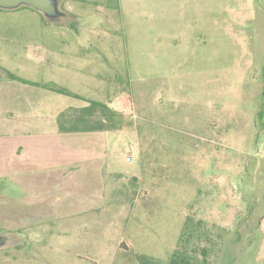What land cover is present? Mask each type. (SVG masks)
Wrapping results in <instances>:
<instances>
[{
  "label": "rangeland",
  "instance_id": "rangeland-1",
  "mask_svg": "<svg viewBox=\"0 0 264 264\" xmlns=\"http://www.w3.org/2000/svg\"><path fill=\"white\" fill-rule=\"evenodd\" d=\"M57 3L53 20L0 8V87H30L11 71L82 97L51 92L21 122L64 160L19 184L0 179V264L166 263L188 216L211 239L196 264H264V0ZM61 41L79 56L73 79L57 68ZM128 95L122 130L57 129L56 107L69 116ZM8 103L0 95L3 138Z\"/></svg>",
  "mask_w": 264,
  "mask_h": 264
},
{
  "label": "crops",
  "instance_id": "crops-1",
  "mask_svg": "<svg viewBox=\"0 0 264 264\" xmlns=\"http://www.w3.org/2000/svg\"><path fill=\"white\" fill-rule=\"evenodd\" d=\"M64 45H65V41H61L57 45V48L62 47V50L57 51V54H59L57 56V68L59 72L61 73L66 72L67 74H69L68 76L74 75L76 73L79 74L80 70L74 67L76 63H79L77 62L79 60L78 59L79 56L73 55L72 57L66 58V56L64 55V51H63ZM45 47L48 48V45L46 44ZM48 60H50V58ZM72 60L74 61V63H71ZM47 64L49 65V61ZM70 77L72 79L74 78V76H70ZM29 80H32V79H29ZM10 84H11L10 88L7 87L6 89H4L0 87V95L6 99L7 103L10 102L8 103L10 104V109H13L15 113H17V116L15 117L12 116V113L14 111L13 112L7 111V113L11 115L9 120H12L11 121V124H12L11 134L12 135L8 137H4V138L0 137V138H3L2 140L0 139V145L2 144V145L10 146L9 144L10 142L11 146H10L9 153L4 154L0 157V179L4 176H8L10 181L12 182L14 181L13 183L19 184L22 181V178L28 177L27 173L29 171H32L33 169H37L39 171L48 170L49 166L51 167H55V166L59 167V165L62 166L63 165L62 161L64 160V158L61 156L59 159V155H55L53 153L50 154L47 151L44 152L43 148L41 147V144L38 141L34 140L32 137V133H33L32 126L33 125H31V123L29 124L30 126L26 124L24 127L22 125V123L26 122V120L32 122L33 124L34 118L32 114L39 113V115H41V113H43L41 112L42 111L41 109L39 110V106L41 105L42 107V105L44 104L47 105L48 100H50V97H51L50 93L54 91L48 88H45V87H36L31 84H28L30 86L29 88L24 87V86L22 87L14 86L12 85V83ZM54 93L61 94L57 92H54ZM62 95H65V94H62ZM86 101L88 102V100ZM56 108H57L56 122H57V129H58V116L61 112H65V111L63 107H56ZM75 111H77V109L72 110V113H74ZM64 120L65 119L63 118L62 121L64 122ZM66 120H67V123L65 124L67 125L71 121L69 119V116L66 117ZM20 124L22 126H20ZM89 132H94V131H89ZM61 133H65V132H61ZM69 133L77 135V134H81L84 132H69ZM2 134L3 133L1 132L0 135ZM34 144L40 147L39 151H35V147L33 146ZM53 159L56 162L52 163Z\"/></svg>",
  "mask_w": 264,
  "mask_h": 264
},
{
  "label": "trees",
  "instance_id": "trees-1",
  "mask_svg": "<svg viewBox=\"0 0 264 264\" xmlns=\"http://www.w3.org/2000/svg\"><path fill=\"white\" fill-rule=\"evenodd\" d=\"M6 73L7 78L10 80L18 81L23 84L40 85L54 92L82 99L80 95L73 93L65 88L59 87L54 83L41 84L19 76L11 71H7ZM124 102L118 99L116 102V107L112 108L103 102L90 99L88 100V104L86 106L81 107L79 110L69 115V119L71 121L67 125L62 121V119H66V117L68 116L66 112H61L58 116V129L59 131L65 133L108 131L117 129L122 130L125 128L123 124L124 122L122 121L124 119V116L126 117L128 115H131V99L129 95L126 97ZM201 222V220L195 221L190 216L186 217L182 232L179 237L178 245L172 251L166 263H162L159 260L148 255L138 256L139 263L196 264L195 256L197 254H201L202 262L207 263L209 253V247H207V244L210 243L211 239L210 236L205 233L207 230L205 224ZM202 241L206 243L204 244V246L200 245Z\"/></svg>",
  "mask_w": 264,
  "mask_h": 264
},
{
  "label": "water",
  "instance_id": "water-1",
  "mask_svg": "<svg viewBox=\"0 0 264 264\" xmlns=\"http://www.w3.org/2000/svg\"><path fill=\"white\" fill-rule=\"evenodd\" d=\"M21 6H27L39 11L49 19H55L63 15L58 7L57 0H0L1 9H16ZM4 237L0 235V245Z\"/></svg>",
  "mask_w": 264,
  "mask_h": 264
}]
</instances>
